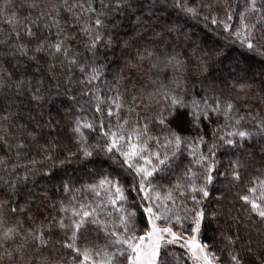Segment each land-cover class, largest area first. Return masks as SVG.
<instances>
[{"label":"snow or ice","instance_id":"6c2138e0","mask_svg":"<svg viewBox=\"0 0 264 264\" xmlns=\"http://www.w3.org/2000/svg\"><path fill=\"white\" fill-rule=\"evenodd\" d=\"M0 264H264V0H0Z\"/></svg>","mask_w":264,"mask_h":264}]
</instances>
